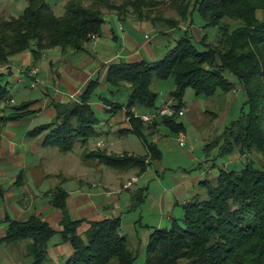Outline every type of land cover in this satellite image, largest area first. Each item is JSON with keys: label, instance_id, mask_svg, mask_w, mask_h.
Wrapping results in <instances>:
<instances>
[{"label": "trees", "instance_id": "trees-1", "mask_svg": "<svg viewBox=\"0 0 264 264\" xmlns=\"http://www.w3.org/2000/svg\"><path fill=\"white\" fill-rule=\"evenodd\" d=\"M109 1L67 0L63 13L56 16L46 0H27L17 17H0V65H7L11 57L24 51L38 59L47 49L85 50L92 36L100 32L104 23L102 10L110 9ZM167 1L184 20L196 12L201 28H217L216 43L193 41L184 29L155 60L109 64L105 76L108 90L112 95L125 93L126 100L100 99L109 114L127 109L130 131L141 139L146 153L115 154L96 148L85 158L116 169L136 168L140 173L147 157L159 155L154 143L148 142L141 131L144 124H154L134 117L129 110L134 106L148 111L159 108L154 103L157 94L150 89L153 78L173 79L169 95L175 113L152 122L167 126L174 133L183 131L176 112L185 104L186 88H191L196 96L209 97L217 91L239 87L243 100L238 115L213 139L214 143L210 140L203 146L206 156L214 152L209 158L213 167L217 166L212 178L199 181L205 195H193L181 204L183 213L179 220L171 217L169 225L152 228L147 237L145 264H264V19L257 17L258 11L264 13V0ZM147 3L127 0L124 5L137 12ZM123 7H117L119 15L127 13ZM135 15L138 20L143 17ZM224 19L232 22L220 24ZM161 20L169 28L178 27L173 20ZM7 73L0 70L1 125L31 113L30 103L9 104L12 95ZM97 87L98 83L90 80L77 102L60 109L51 121L35 126L28 134L44 133L41 145L55 146L63 152L70 151L76 143L85 144L95 134L98 122L89 103ZM235 153L238 161L224 166ZM216 161L221 165H215ZM65 195L61 189L52 195V205L61 211L60 238L71 246L70 254L60 264H109L112 260L133 264L135 255L120 230V218L87 221L88 227L81 233L82 221L68 213ZM6 222L2 240L29 239L30 264H46L47 242L55 231L37 215L21 220L7 218Z\"/></svg>", "mask_w": 264, "mask_h": 264}, {"label": "crops", "instance_id": "crops-1", "mask_svg": "<svg viewBox=\"0 0 264 264\" xmlns=\"http://www.w3.org/2000/svg\"><path fill=\"white\" fill-rule=\"evenodd\" d=\"M66 2L67 0H65V4ZM47 3L53 11L52 3ZM113 11L114 12L105 14L116 17L117 24L115 27L111 23L104 24V30L102 32L100 30L95 37L90 39L85 45V50H67L62 52L57 48H53V51L47 49L48 52L53 55V59L47 60L48 63L43 68V81L49 85L50 82L52 83L54 94L49 95L47 86H38V88L43 90V98L39 102H29L31 104L33 103L29 110H33L35 113L45 112L50 118L49 121H51L55 117L57 111L79 100L81 92L90 80H95L98 83V88L101 92H105L106 90L109 91V86L105 82L107 66L109 64L121 60L132 62L144 59L151 61L164 53L162 50H158L157 47H154L153 42L155 41L153 36L149 34V31H153L155 34L154 36L164 37L165 35L170 36L169 33H172L171 30L161 29L160 25L154 27L145 20H135L129 13L119 15L116 10ZM4 14L5 10H0V17L5 16ZM102 36L111 42L120 43V49H113L114 52L109 59L106 60L103 59L104 57H102L99 52L108 53L111 48L110 46L104 45V43H100ZM175 37L178 38L177 36ZM92 40L98 43H96L94 49L90 51L88 50V46L92 43ZM45 51H43L39 58L47 59V53ZM99 54L102 57L101 59L97 57ZM20 56L22 57L23 69L21 68L19 72L24 73L25 76L29 74H32V76L37 75L39 73L37 64L30 63L31 53L29 51H24ZM54 59L56 62H53ZM26 67L36 68V72L33 73L31 70L29 72L25 71L24 69ZM8 68V64L4 66L0 65L1 71L8 72V86L10 92H12L13 84L20 80V78L15 77L10 79L8 76L10 73ZM97 73L98 77H95ZM240 92V88L236 87L227 92L217 91L212 96L204 97L205 100L202 101L196 97L190 101L188 106L186 104L182 106L183 114L180 116H183L189 111H193V115L195 113H201L203 112V108L206 107L209 109L206 113L210 114L211 119L216 118L218 117V113L211 111V109H214L213 107L217 106V103L220 101L225 102L223 112L219 117L220 122L224 124L228 116L232 115L233 118L228 121L229 124L237 116L234 115V112H236V96H238ZM97 96H99V99L100 97H105L102 93ZM92 97L93 95L89 101L91 107L95 106L97 109L105 111L106 107L102 103V100L94 99L95 101H92ZM114 98L115 95L111 94L110 99L114 100ZM162 101L163 105L166 102L172 103L173 99L169 95L166 97L164 96ZM126 111L127 110L123 108L116 113L110 114V117L105 120V124H100V120L98 119L95 125V134L93 136H111V134L113 136H122L125 134L136 135L130 131L132 130V125L129 116L127 117ZM31 113L34 114V112ZM25 117L26 116L11 120L13 121V126L11 127L12 131L2 129L0 132V187L2 189V195L0 196V264H30L31 262V257L28 255V247L30 245L29 239H22L15 242H5L2 240L5 235L7 218L21 220L28 218L30 215H37L55 231L53 237L56 238H53V241H50V238L47 242L48 264H60L65 257L70 254V244L67 241H62L60 238L61 211L59 208L52 205V195L56 189L65 191V204L70 216L73 219L82 221L79 232L82 233L88 227L87 221L105 217H118L120 218L121 224L120 230L126 236L128 244L129 237L127 233L124 232L126 227L122 226V223H125L129 218L126 216L123 217V215L132 210L140 201L144 200V193L146 190L148 191L149 187L138 189V191L135 190L132 194L130 193L132 186L130 182L133 179L135 183L138 179L132 176L130 182L129 180L123 181L121 175L122 171L125 170L111 168L99 163L96 159H86L82 154L83 150L81 153L74 150L75 145L70 151L65 152L60 151L55 146H43L41 145V141L44 133L32 136L28 134L30 131L29 129H27L25 133L23 131L22 133L24 134L21 135L20 133H15L14 130L18 129L17 127L20 125V122L24 121ZM157 119L159 120V118ZM103 125H108L109 127L106 126L107 128L103 129ZM150 125L153 126L150 127L148 124H144L141 129L145 136L158 130L161 124H155L151 121ZM182 125L183 131H185L184 124L182 123ZM120 130L125 131L120 132ZM177 142L179 143L178 140ZM153 143L156 147L157 144L155 142ZM96 144L103 143L98 142ZM184 144L185 141L182 144L179 143L180 146ZM79 145L84 146L86 144ZM94 148H96V145H93L90 149ZM157 150L159 155L156 158L147 157L145 168L150 167V161L160 160L162 158V149L159 151L157 148ZM54 158L57 160L53 162ZM237 161L238 160L229 159V161H226L223 165L228 166L232 163L235 164ZM58 162L59 165H57ZM157 165L160 166V164ZM220 165L219 162V166ZM206 166L207 168L204 169L201 163L198 164L197 168L199 171L194 176L187 173L172 176L170 179H173L174 182V185L171 187L173 195L168 192V198L164 194L165 190L162 185L165 172H162V179H155L152 186L155 188L154 191L159 194V205H161L162 212L164 211L166 199L169 203L174 199L175 203L183 204L193 196H191L187 187L191 188V185L199 184L201 179H210L214 176V170L211 169L213 163H208ZM114 169L121 171V174L117 175L113 173L112 171ZM136 173L137 169L135 171V174ZM123 191L128 192L127 197L122 196ZM170 214L171 212L163 217L167 218L169 221L171 218ZM162 215H164V213ZM159 222L160 221L155 223L152 228L159 227Z\"/></svg>", "mask_w": 264, "mask_h": 264}, {"label": "rangeland", "instance_id": "rangeland-1", "mask_svg": "<svg viewBox=\"0 0 264 264\" xmlns=\"http://www.w3.org/2000/svg\"><path fill=\"white\" fill-rule=\"evenodd\" d=\"M47 2L52 3L53 5V13L56 16H59L62 14L64 6H65V0H46ZM127 0H110L109 1V7L110 9H104L103 12V18L104 23L102 24L100 30L101 32L104 30V24L111 23L114 27L117 24L116 17H113L112 15H108L105 13L108 12H114L113 10H116L117 7L124 6L123 9L127 10V14L134 18L135 20H138L136 17V13L142 14L141 20H145L149 22L152 26L158 27L160 25L161 29L164 30H171L172 33H169L170 36L165 35L164 37H158L154 36L155 34L153 31H149V34L153 36L154 41V47H157V49L162 50V52H165L167 49V46H170L173 44L174 39H176L175 36H180L184 32V29L188 30V33L191 36V38L195 39L196 42H204L208 44L216 43L217 40V28L215 27H206L201 28V22L199 15L194 12L191 21L190 19L186 18L185 20L181 18L178 13L169 6V3L167 0H146L147 5H143V7L140 10H137V12L133 10L132 7H130L128 4L124 5ZM153 2V3H152ZM26 0H0V10H5V16H12L17 17L21 10L26 5ZM86 4V3H85ZM118 12V10H116ZM119 13V12H118ZM146 15V16H145ZM257 17L260 19H264V13L261 11L257 12ZM161 19H170L173 20L172 22H177V28H169L168 24L166 22L162 21ZM139 21V20H138ZM232 22L229 19H224V21H220V24H225ZM117 27V26H116ZM97 34V33H96ZM94 34L92 37H95ZM175 34V36H174ZM206 34L207 36H205ZM203 35V36H202ZM162 40V42H161ZM96 43L92 40V43L88 46V50L94 49V46H96ZM100 43L106 46H110L111 50L108 53H101L103 59H109L111 54L114 52V50L120 49V43H115L107 40L102 36ZM56 49V48H55ZM114 49V50H113ZM53 51V49H50ZM112 51V52H111ZM47 53V59H34L31 55V62L32 64L36 63L38 66L39 73L37 75L32 76V74L25 76L24 73H20L19 70L22 68V57L20 54H16L13 57L10 58L8 62V70L10 73L8 76L10 79H13L15 77L20 78V80L16 81L13 84L12 87V100L9 102V104L14 106L23 105L29 102H39L43 98L42 89L38 88V86H47L49 95L54 94V90L52 88V83L50 82V85L45 83L44 80V70L43 68L47 65L49 59H53V55L50 54V52L45 51ZM161 52V53H162ZM101 55H97L99 59H101ZM51 56V58H50ZM79 56V55H76ZM160 57V56H159ZM158 57V58H159ZM157 59V58H156ZM53 62H56L54 59ZM31 65V64H29ZM3 66V65H1ZM30 68L26 67L25 71H33V73L36 72V68ZM60 71V70H59ZM95 77H98V73L95 75ZM42 83V84H41ZM36 86V87H35ZM35 87V88H34ZM150 89L154 92H156L157 96L154 101L155 106L159 107L163 103L164 96H169L170 91L173 89V79L171 76H169L166 79L158 80L156 78H153L151 81ZM92 101L100 100L97 95H101V93L110 99L111 94L109 91L101 92L99 88L97 87L93 92ZM115 101L124 102L126 100L125 93H114ZM198 98L200 101L205 100L204 97L196 96L194 94V91L191 88H186L183 95V100L185 104L188 106L190 104V101L194 98ZM236 104H235V110L234 115H238L239 109L243 100V94L240 92L238 94ZM33 105V103L29 105L28 110ZM225 102H218L217 106L213 107L214 109H211V111L218 113V117L211 119L210 114H207L206 111L209 110L208 108L204 107L203 112L201 113H195L193 115V111H189L185 113L183 116H179L176 118V120L181 121L184 124V135H185V144L183 146H180L177 142L178 135L176 132L174 133L171 131L167 126L160 125L158 130L154 131L152 134H148L145 136L148 142H155L157 145L156 147L159 149H162L163 154L162 158L160 160H152L150 161V167L145 168L142 172L136 173V169L134 168H126L123 169L125 171H122L121 178L123 181H127L132 176H135L138 180L137 182H133L134 180L130 182L132 184L130 193H134L135 190L138 191V189H144V187H149L148 191L144 193L143 201H140L138 204L135 205V207L130 210L129 212L125 213L123 215L128 217L129 219L125 221V223H122V226H125L126 229H124L125 233H127L129 237L128 241V248L133 252L135 255V259L133 261V264H145V250H146V243H147V236L152 231V226L155 225V223L159 222V227H164L169 225V221L167 218L163 217L167 215L169 212H171V217L176 218L179 220L182 217V207L181 204L175 203V200L173 199L170 203L165 200V207L164 211L162 212L161 205H159V194L158 192L154 191L155 188H153L152 184L155 182V179H162V172H165V176L163 178V188L165 190V196L168 198L169 193L173 195L171 187L174 185L173 179H170L172 176H178L182 173L191 174V176H194L198 173V164H202L204 166V169L207 168L208 163H213V161L209 158L214 152H211L208 156L204 154L203 146L204 144L212 140L214 137L218 136L225 125L228 124V121H230L233 116L230 115L227 118V121L222 124L220 122V116L223 112ZM95 113V116L97 119H99L100 124H105V120L110 117V114L106 111H101L97 109L95 106L92 107ZM135 108L131 107L129 110L131 112V109ZM126 109V108H125ZM127 110V109H126ZM33 113H29L24 118V121L20 122V125L17 127V130H14L15 133L24 134L27 129L31 130L34 126L49 122L50 118L45 112H36L33 110H30ZM127 112V111H126ZM146 112V109L144 107H138L135 108L134 115L140 116L142 113ZM191 112V113H190ZM128 117V114H127ZM13 126V121L5 122L0 126V132L2 129L12 131L11 127ZM109 127L108 125H106ZM105 125H103V129L107 128ZM28 130V131H29ZM24 131V133H22ZM208 137V138H207ZM18 142V141H17ZM102 142L103 144H96V143ZM214 143V140L212 141ZM80 143L75 144L74 150L76 152L82 151L83 156L85 157L86 154L93 151L94 149L98 150H105V152L108 153H129L134 155H145L146 149L140 139L134 135V134H125L122 136H105L101 135L100 137H89L86 145L81 146ZM89 146H88V145ZM93 145H96V148L90 149ZM55 150V149H52ZM238 158V154L235 153L230 157V160H236ZM94 159V158H89ZM57 159H53V162ZM95 160V159H94ZM92 161V160H91ZM219 162H215V165H219ZM157 164H160L158 166ZM59 165V162L57 163ZM166 167V168H165ZM211 169L214 170V174L217 170V166L212 167ZM120 170V169H119ZM119 170H113V173H116L117 175L121 174V171ZM204 179V178H203ZM136 181V179H135ZM133 182V183H132ZM188 191H190L191 196L199 194L200 196L205 195V189L200 184L191 185V188L187 187ZM169 192V193H168ZM123 197L128 196L127 191H123L122 193ZM164 213V215H162ZM121 225V224H120ZM147 235V236H146ZM53 238L51 237L50 241H53ZM48 264V262L46 263ZM109 264H117L116 260H112L109 262Z\"/></svg>", "mask_w": 264, "mask_h": 264}, {"label": "built area", "instance_id": "built-area-1", "mask_svg": "<svg viewBox=\"0 0 264 264\" xmlns=\"http://www.w3.org/2000/svg\"><path fill=\"white\" fill-rule=\"evenodd\" d=\"M171 103L170 102H166L163 105H161L156 111H146L144 113H142L140 116H135L134 115V108L131 109V113L134 117H138L139 119H141L143 122H148L150 123L151 121H153L156 118H160L162 116H172L175 112L173 111V109L171 108ZM176 114L178 116L183 114V108L179 109ZM178 135V141L179 143H183L185 141V135L182 131L177 132Z\"/></svg>", "mask_w": 264, "mask_h": 264}]
</instances>
